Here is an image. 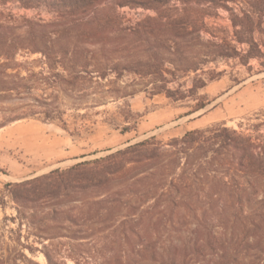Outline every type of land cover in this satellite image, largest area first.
<instances>
[{
	"label": "trees",
	"instance_id": "16d2710c",
	"mask_svg": "<svg viewBox=\"0 0 264 264\" xmlns=\"http://www.w3.org/2000/svg\"><path fill=\"white\" fill-rule=\"evenodd\" d=\"M9 4L51 19L0 14V99L27 110L10 112L7 122L39 117L67 130L65 104L90 111L122 101L121 133L127 134L140 116L126 100L138 94L164 96L190 117L212 104L199 94L223 74L212 66L238 62L250 71L256 62L264 74V0H0V6ZM124 9L154 15L134 23ZM219 10L229 14L231 34L207 27L205 19ZM75 125L77 136L88 130ZM116 184L124 191L85 204L88 211L68 208L81 193L111 191ZM5 188L19 232L8 240L20 253L14 255L1 235L0 264H36L23 251L41 253L46 264H264L262 135L212 127L166 145L153 137ZM124 198L131 219L116 242L109 240L120 250L93 249L107 245L108 237L95 243L82 230L116 212ZM23 228L26 242L32 238L40 248L21 242Z\"/></svg>",
	"mask_w": 264,
	"mask_h": 264
},
{
	"label": "rangeland",
	"instance_id": "374dc122",
	"mask_svg": "<svg viewBox=\"0 0 264 264\" xmlns=\"http://www.w3.org/2000/svg\"><path fill=\"white\" fill-rule=\"evenodd\" d=\"M121 13L134 23L154 15L150 11L129 9H124ZM0 14L28 18L40 15L46 21L51 19L45 13L22 10L18 5L12 4L0 6ZM205 23L212 31L222 30L230 34L232 32L229 14L225 11L219 10L208 16ZM36 59L34 56L28 60ZM249 66L250 71L238 62H220L217 66H212L218 73L223 74L199 93L200 96H207L212 104L205 111L190 117H183L189 111L187 108L172 103L164 96L149 97L141 93L127 99L131 112L140 116L136 130L127 134L121 133L122 127L126 126L122 101H109L106 106L90 111H75L71 105L65 104L61 112L64 114L62 120L68 125L66 130L58 121L47 122L39 117H19L7 122L10 112L21 116L27 110L24 104L0 99V199L3 197V203H0V236L5 235V242L10 246V251L16 250L14 255L20 253L8 240L12 238L11 234L16 233L15 239L19 232L18 224L14 222L17 216L15 205L5 188L6 185L20 184L55 170L64 171L83 162L99 160L153 137L166 145L173 139L182 138L188 132L212 127H226L255 137L264 136V74H258L260 68L256 62H251ZM78 116L88 118L84 121ZM83 123L88 125V130L77 136L75 124ZM112 189L81 193L74 197L79 202L68 208L83 206L84 210L88 211L85 204L103 200L116 191H124L120 184L113 185ZM127 202L128 199L124 198L116 212L103 213L105 217L95 218L86 224L82 234L95 240V243H100L101 239L108 237L107 245L99 248L98 245L92 246L93 249L107 250L108 253L111 250H120L116 244L109 245V240L116 242L115 237L119 236L122 224L131 219ZM59 233L62 231L51 232L57 235ZM20 235L23 244L40 248L33 243L32 238L26 242L25 239L29 236L26 228H23ZM23 252L36 264H46L41 253L30 255L27 251ZM65 255H55V258L62 261ZM134 260L135 264H139L140 261ZM67 264L74 263L68 260ZM91 264H104V260L95 259Z\"/></svg>",
	"mask_w": 264,
	"mask_h": 264
}]
</instances>
